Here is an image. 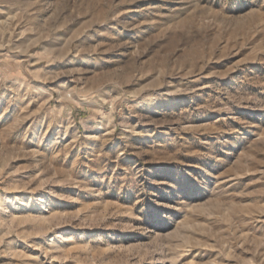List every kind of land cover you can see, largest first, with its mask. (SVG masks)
<instances>
[{
    "label": "rangeland",
    "instance_id": "obj_1",
    "mask_svg": "<svg viewBox=\"0 0 264 264\" xmlns=\"http://www.w3.org/2000/svg\"><path fill=\"white\" fill-rule=\"evenodd\" d=\"M0 264H264V0H0Z\"/></svg>",
    "mask_w": 264,
    "mask_h": 264
}]
</instances>
